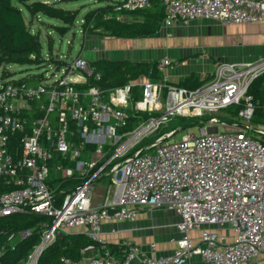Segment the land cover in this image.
Listing matches in <instances>:
<instances>
[{
    "label": "built area",
    "instance_id": "built-area-1",
    "mask_svg": "<svg viewBox=\"0 0 264 264\" xmlns=\"http://www.w3.org/2000/svg\"><path fill=\"white\" fill-rule=\"evenodd\" d=\"M150 3L120 0L127 11ZM163 4L165 25L196 18L264 22V0H164ZM64 60L62 74L54 79L44 75L37 82L14 75L0 81V217L24 210L51 217L25 264H37L59 232L80 226L104 245L105 222L133 220L141 209L149 208H165L179 217L177 245L171 252L158 253L153 242L146 253L128 242L122 259L106 250L79 260L63 256L58 264H264V127L250 122L254 105L249 93L251 82L264 71V55L254 62H221L204 75L210 79L201 86L168 84L165 95L169 78L164 70L171 61L164 57L163 81L141 80V98L134 103L133 83L79 88L77 84L100 74L84 56ZM233 105H241L242 120L235 128L220 130L219 117H202ZM130 108L160 114L121 132ZM174 115L200 118L199 132L187 131L175 140L174 128L126 156L164 124L162 131ZM73 133L80 135L81 144H74ZM88 144L96 146L89 158L84 156ZM106 168L118 175L122 191L93 205L92 190ZM52 174L62 178L77 174L82 179L58 201L57 188L49 183ZM195 228L201 229L196 241L190 236ZM28 234L29 230L24 232Z\"/></svg>",
    "mask_w": 264,
    "mask_h": 264
},
{
    "label": "trees",
    "instance_id": "trees-1",
    "mask_svg": "<svg viewBox=\"0 0 264 264\" xmlns=\"http://www.w3.org/2000/svg\"><path fill=\"white\" fill-rule=\"evenodd\" d=\"M70 1L76 0H55L53 3L42 0H0V68H5L1 70L3 77L14 76L16 73L7 69V64L34 65L41 64L45 59L42 53L40 30H33L32 24L26 21L22 9L15 3L24 4L28 8L31 14L30 20L41 14L61 19L64 24L54 25V27L64 35L75 25L79 9H66L58 6V3ZM96 1L99 4L90 8L83 15L81 29L84 34L106 33L117 37L151 35L159 30L161 20L165 17L164 0H150V6L136 11L125 10L120 6V0ZM50 60L58 67L65 62L64 59L53 55L50 56ZM90 62L95 74L99 73L100 78H96V75L89 76L87 82L77 84L79 88L86 89L92 85L115 88L133 83L130 96L132 103L141 98L142 87L139 91L141 80L163 81V71L160 70V61L158 60L132 61L99 58L90 60ZM43 76L44 73L34 74V77L29 79V73H27L21 79L38 82ZM209 79L210 76L201 79L197 72H191L177 82H166L163 94H166L168 84L197 88ZM249 93L252 95L254 105L252 119L256 122H264V71L251 82ZM240 108L241 105L228 107L229 111L234 114H238ZM128 112L127 124L120 129L121 132L133 130L151 117L160 114V112L137 111L132 108L128 109ZM182 118L187 121L189 119ZM163 133L160 131L157 135L150 134L144 137L126 156L141 150ZM71 139L75 145L82 142L78 133L71 134ZM95 148V145H86L84 156ZM81 179L77 174L69 178H62L60 174H52L49 183L57 188V199L62 201L70 187H74ZM47 222H51L50 216L26 210L0 217V264H25L29 254L39 244L44 230L43 224ZM27 230L30 231V234L24 235ZM89 247L98 248L100 253L108 250L122 259L125 256L127 244L107 242L103 245L86 232L70 231L66 235H58L48 244L40 253L37 264H58L63 256L79 260L85 256Z\"/></svg>",
    "mask_w": 264,
    "mask_h": 264
},
{
    "label": "crops",
    "instance_id": "crops-1",
    "mask_svg": "<svg viewBox=\"0 0 264 264\" xmlns=\"http://www.w3.org/2000/svg\"><path fill=\"white\" fill-rule=\"evenodd\" d=\"M163 20L159 30L151 35L117 37L106 33L86 34L92 45L83 47L79 55L89 61L108 58L161 62L166 57L171 64L165 67L164 72L172 82L191 72H197L203 79L221 62H254L264 55V22L234 24L196 18L188 23L176 20L165 25ZM85 157L89 158L90 153ZM116 177L118 175L109 168L102 172L92 190L91 204L98 205L106 196L112 199L122 191ZM145 211H149L151 216H142ZM179 220L165 208L141 209L133 220L105 222L103 237L110 243L138 244L146 253H149V244L154 242L158 253H169L177 245L174 238L177 237ZM86 229L80 226L71 231L85 232ZM96 254H100L99 249L89 247L85 256Z\"/></svg>",
    "mask_w": 264,
    "mask_h": 264
},
{
    "label": "rangeland",
    "instance_id": "rangeland-1",
    "mask_svg": "<svg viewBox=\"0 0 264 264\" xmlns=\"http://www.w3.org/2000/svg\"><path fill=\"white\" fill-rule=\"evenodd\" d=\"M47 1V0H42ZM49 1V0H48ZM53 3V0L49 1ZM23 11V15L26 21L29 24H32L33 30H40V40L42 43V53L44 56V60L41 64H19V63H11L7 64L6 68L11 71L16 72V77H22L27 73L33 74H43L46 77H50V79H54L55 77L62 74V67H58L53 61L50 60V56L60 57V59L65 58H74L77 57L83 47H87L92 45L88 39H86V34L82 32L81 22L83 15L92 7L99 4L96 0H76L70 2H62L58 3V6L64 7L66 9H79V13L77 15L76 23L72 26L64 35L61 34L54 25H62L64 24L61 19L52 18L46 16L44 14L39 15L38 17L31 19V14L28 8L21 3L16 2ZM52 42V45H50ZM52 54V55H51ZM5 68H0V81L2 78L1 70ZM56 74V76L53 75ZM139 91L141 90V85L139 84ZM141 97V94H140ZM164 98V96H162ZM132 105V103H131ZM233 107V106H232ZM230 108V107H229ZM230 109L226 108L224 110H220L215 113H205L202 117L205 119L210 116L219 117L221 124L219 125L220 130H224L227 128H235V123L242 120L238 114H234ZM197 119V120H196ZM198 119L200 118H192L184 120L181 116L174 115L170 118L168 124L162 129L163 132L170 131L171 129L176 128L177 133L173 136L172 139L179 140L181 137L187 132H199ZM194 120V121H193ZM197 122H196V121ZM191 122V123H190ZM194 122V123H193ZM251 124L254 127L262 125L264 127V122H256L253 119L250 120ZM188 129V130H187ZM142 216H151L149 211L143 212ZM201 234V229L195 228L190 232V236L194 241Z\"/></svg>",
    "mask_w": 264,
    "mask_h": 264
},
{
    "label": "water",
    "instance_id": "water-1",
    "mask_svg": "<svg viewBox=\"0 0 264 264\" xmlns=\"http://www.w3.org/2000/svg\"><path fill=\"white\" fill-rule=\"evenodd\" d=\"M163 125H164V124L158 126L155 130H153V131L151 132V135H157V134L159 133L161 127H162ZM66 234H67V233L59 232L58 235H62V236H63V235H66Z\"/></svg>",
    "mask_w": 264,
    "mask_h": 264
}]
</instances>
